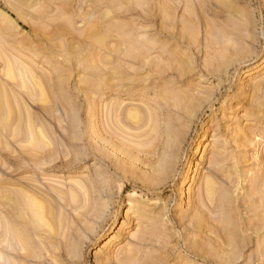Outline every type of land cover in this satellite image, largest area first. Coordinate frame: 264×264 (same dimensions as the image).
Instances as JSON below:
<instances>
[{
    "label": "rangeland",
    "instance_id": "rangeland-1",
    "mask_svg": "<svg viewBox=\"0 0 264 264\" xmlns=\"http://www.w3.org/2000/svg\"><path fill=\"white\" fill-rule=\"evenodd\" d=\"M0 90V264H264V0H0Z\"/></svg>",
    "mask_w": 264,
    "mask_h": 264
},
{
    "label": "bare ground",
    "instance_id": "bare-ground-1",
    "mask_svg": "<svg viewBox=\"0 0 264 264\" xmlns=\"http://www.w3.org/2000/svg\"><path fill=\"white\" fill-rule=\"evenodd\" d=\"M43 16H44V12H43V9H42V11H39V12H37V14L35 15V16H33L35 19H42L43 18ZM138 53V52H137ZM113 88V87H112ZM123 89V88H122ZM1 91V90H0ZM101 93V92H100ZM1 95V94H0ZM5 95V94H4ZM111 96V95H110ZM113 96V95H112ZM123 96H124V94H123ZM100 98V97H99ZM114 100H116V99H114ZM106 104V103H105ZM116 104V103H115ZM118 104V103H117ZM135 105V104H134ZM114 106H116V105H114ZM126 106V105H125ZM125 106L123 107V108H125ZM182 109H183V107H182ZM111 110V109H110ZM109 110V111H110ZM120 110H122V109H120ZM139 110V109H138ZM0 111H1V103H0ZM16 111V110H15ZM18 111V110H17ZM16 111V112H17ZM97 111V110H96ZM15 112V113H16ZM103 112H104V114H105V111L103 110ZM111 112V111H110ZM118 116H121V117H123L122 119H124L125 117L124 116H122V114H124L122 111H121V114H120V111L118 110ZM17 114V113H16ZM15 114V115H16ZM112 114V113H111ZM110 114V115H111ZM102 115V114H101ZM132 115H134V114H132ZM143 115V114H142ZM94 116V115H93ZM130 116V115H129ZM4 116H2V118H3ZM121 117L119 118V119H121ZM106 118V116L104 115V119ZM116 118H118V117H116ZM143 118V117H142ZM110 120L109 121H111V116H110V118H109ZM120 120V122L121 121H124V120ZM128 119H130V118H128ZM6 120H7V118H6ZM93 120V119H92ZM106 120V119H105ZM104 120V121H105ZM8 121V120H7ZM144 121V120H143ZM143 121L141 120V122L143 123ZM125 122V121H124ZM124 122H122V123H124ZM128 122V121H127ZM126 122V123H127ZM152 122H153V120H152ZM9 123V122H8ZM94 123V122H93ZM96 123H97V121H96ZM95 123V124H96ZM104 123H106V121L104 122ZM110 123H112V121L110 122ZM125 123V124H126ZM142 123H140V124H138L139 126L142 124ZM10 124V123H9ZM12 124H14V123H12ZM18 124V123H17ZM26 124V123H25ZM107 124V123H106ZM125 124H123V125H125ZM128 124V123H127ZM94 125V124H93ZM98 125V124H97ZM104 125V124H103ZM108 125V124H107ZM131 125V124H130ZM115 126V125H114ZM139 126H137L138 128H139ZM17 127H18V125H17ZM33 127V126H32ZM96 127V126H95ZM105 127V126H104ZM130 127H132L133 128V126H130ZM141 127H143V126H141ZM140 127V128H141ZM12 128V127H11ZM125 128V127H124ZM4 129V128H3ZM106 129V128H105ZM134 130V129H133ZM136 130V129H135ZM94 131V130H93ZM106 134H109V132H106ZM89 136V135H88ZM182 143V142H181ZM180 143V144H181ZM180 144L179 145H177L176 147H174L170 152V155L167 157V159H166V161H165V165H164V169H165V174H164V180H169L170 178H172V176H173V173H174V170H175V167L177 166V163H178V159L180 158L179 157V150H180ZM161 146V145H160ZM182 151H184V150H182ZM89 155V154H88ZM90 156V155H89ZM88 159H89V157H88ZM100 160V159H99ZM212 162V161H211ZM217 162V161H216ZM102 163V162H101ZM104 164V163H103ZM54 166V165H53ZM104 166H106V165H104ZM108 170V169H107ZM163 170V169H162ZM42 172V171H41ZM160 175V174H159ZM155 184V183H154ZM24 185H26V184H24ZM32 185V184H31ZM158 185H160V184H156V185H146V184H144V185H142V187H141V189L142 190H148V191H151V190H154V189H156L157 188V186ZM37 188V187H36ZM39 188V187H38ZM40 190H42V189H40ZM207 190V189H206ZM212 192V191H211ZM209 193V192H208ZM210 194V193H209ZM212 195V194H211ZM209 201V200H208ZM217 206V205H216ZM37 209H39V208H37ZM217 209V208H216ZM35 214V213H34ZM38 216V215H37ZM42 218V217H41ZM2 223V222H1ZM10 228H11V226H10ZM11 234V233H10ZM9 235V234H8ZM5 239V238H4ZM238 239V238H237ZM10 240H11V237H10ZM237 241V240H236ZM239 241V240H238ZM248 242V241H247ZM238 243V242H237ZM2 244V243H1ZM23 245V244H22ZM11 247V246H10ZM21 247V246H20ZM249 247V246H248ZM24 248H25V246H24ZM22 249V248H21ZM20 251V250H19ZM32 256V255H31ZM17 262V261H16Z\"/></svg>",
    "mask_w": 264,
    "mask_h": 264
}]
</instances>
